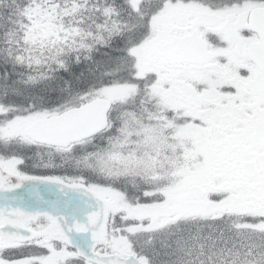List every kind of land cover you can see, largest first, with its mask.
I'll use <instances>...</instances> for the list:
<instances>
[{"label": "snow or ice", "instance_id": "1", "mask_svg": "<svg viewBox=\"0 0 264 264\" xmlns=\"http://www.w3.org/2000/svg\"><path fill=\"white\" fill-rule=\"evenodd\" d=\"M0 264H264V0H0Z\"/></svg>", "mask_w": 264, "mask_h": 264}]
</instances>
